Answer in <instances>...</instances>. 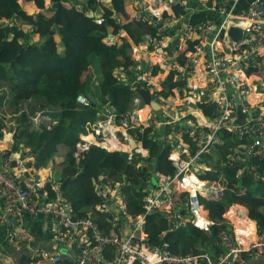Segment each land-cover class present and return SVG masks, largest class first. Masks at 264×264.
I'll use <instances>...</instances> for the list:
<instances>
[{"label":"built area","instance_id":"2783aa9c","mask_svg":"<svg viewBox=\"0 0 264 264\" xmlns=\"http://www.w3.org/2000/svg\"><path fill=\"white\" fill-rule=\"evenodd\" d=\"M238 1L212 0V8L208 10H217L224 16L219 24L204 20L187 25L180 35L171 37L172 42L168 39L170 36L158 32L159 38L149 36L141 44L147 51V66H157L162 72L168 71V75L176 73L174 82L179 81V73H182L183 80H186L183 89H175L173 94L164 97L159 92L165 79L156 85L153 81L157 80V75L153 77L145 71L142 76L138 75L136 82L141 81V85H149L150 89L139 87L129 110L118 123L111 111L107 119L88 124L86 135H80L74 155L76 161L95 146L109 153H125L127 161L140 156V166L147 168L148 151L135 136L146 129H150L152 138L161 148L170 147L167 160L173 169L172 174L148 171L156 181V187L149 183L143 188V213L137 216L127 214L122 192L124 183L111 182L103 175L98 177L96 195L100 204L96 210L106 215L115 234L104 233L90 219H73L60 184L53 182L52 169H37L28 150L7 153L12 134L7 135L8 147H4L5 142L0 144V222L4 218L17 219V230L8 238L15 249L20 250L32 242L21 221L42 216L55 220L57 228L54 233L58 242L67 247L73 243L78 245L80 253L75 264L264 262V233L258 232L257 222L254 233L243 237L244 243L237 238L232 220L242 218L239 210L232 219L222 215L224 223L234 228V237L227 230L219 232L214 247H219L221 253L216 258L208 253L172 255L167 244L151 245L145 233L147 217L163 211L169 223H176L174 229L188 221L210 235L211 227L216 223L209 219L201 201L217 202L222 198V186L210 178V174H218L220 168L235 165L240 177L264 182V18L257 10L256 1L249 4L245 12L236 10ZM161 2L167 6L178 5L186 13L192 11L183 0ZM230 27L242 30L240 42L235 43L227 36ZM193 41L196 43L186 54V63L179 67L175 49L186 51L188 43ZM139 66H135L136 69ZM140 92L150 93L148 104L141 103ZM76 101L80 106H89L85 97L77 96ZM152 104L157 108H152ZM141 106L147 109L143 120L139 115ZM31 121L35 126L46 123L49 129L50 119L41 112H36ZM131 131L135 133L131 135ZM86 137H91L92 141H84ZM228 142L232 146L226 149L227 154L217 167L207 165L206 157L212 154V150L225 148ZM194 173H198L205 185H196L191 191L185 178ZM178 194H187V197L180 199ZM183 210L186 220L181 217ZM229 210L230 205L225 211ZM59 260L57 254L28 252L29 264H58Z\"/></svg>","mask_w":264,"mask_h":264},{"label":"trees","instance_id":"16d2710c","mask_svg":"<svg viewBox=\"0 0 264 264\" xmlns=\"http://www.w3.org/2000/svg\"><path fill=\"white\" fill-rule=\"evenodd\" d=\"M132 1L0 0V136L12 134L7 153L28 150L37 169L52 165L53 182L60 184L72 218L90 219L107 234L116 231L106 221V215L96 210L100 204L96 195L99 176L124 183L122 192L127 214L137 216L143 213L142 190L153 180L148 171L164 175H171L173 171L167 160L169 145L161 148L150 129L135 135L148 151L147 168L140 166V156L127 161L125 153H109L95 146L82 153L79 161L74 157L79 137L86 135L88 124L104 121L111 111L118 123L129 110L139 87L147 89L145 84L133 88L138 75L147 71L155 77L162 72L157 66L146 69V64L134 69L136 63L130 56V43L124 38L114 40L118 35V20L126 16ZM190 6L211 9L212 0L204 5L194 0ZM29 7L37 12L30 14ZM185 14L178 5H170L159 19L145 12L139 21L126 25L125 30L132 43L140 46L149 36L159 38L158 32L170 34L168 25L172 19ZM28 26L29 31H23ZM194 43H188L183 52L175 49L179 67L186 63V54ZM175 75L170 73L161 83L162 96L185 87L182 73L178 82H174ZM77 96L87 100L91 96L95 105L91 106L89 101V106H80ZM140 99L142 104H148L150 93L140 92ZM36 112L49 117V129L46 123L38 126L32 123ZM134 133L131 131V135ZM231 146L228 142L225 148L215 147L206 157L207 165L217 167ZM218 170L210 178L222 186V198L217 202L201 201L209 212V219L216 223L211 227V234L188 221L165 232L166 218L158 211L147 217L145 233L151 245L167 244L168 251L176 256L208 253L218 257L221 249L214 247V242L219 232L227 230L234 237L232 226L226 225L221 217L232 202L239 203H232L230 208H236L229 210L225 217L232 219L239 210L242 218L233 219L234 224L252 233L257 222L258 232L264 233V182L240 177L235 165ZM173 197L176 199L177 194ZM178 197L185 199L187 194H178Z\"/></svg>","mask_w":264,"mask_h":264},{"label":"crops","instance_id":"0c3cea01","mask_svg":"<svg viewBox=\"0 0 264 264\" xmlns=\"http://www.w3.org/2000/svg\"><path fill=\"white\" fill-rule=\"evenodd\" d=\"M153 1H154V3H148L147 0H145V3L147 5H149V7L153 8V10H154L153 12L155 14H157V16H158V14H161L162 12L168 10L169 6H167L166 4L161 2V0H153ZM157 1H158V3H157ZM206 1L207 0H203L201 2V5H204V3ZM140 2L144 3V0H133L131 6L127 9L126 16L122 17V18H120L118 20L120 31L118 30V35H117L116 38H114V40L117 41L120 38H124V39H126L127 41H129L131 43V41H130L129 37H127L126 33L122 32L120 24L131 22V21L133 22V21H135L134 19H136L138 16H140L139 8L137 6H144ZM158 5L160 6L159 8L157 7ZM248 5H249V2L247 0H242V1L239 0L236 10L239 11L241 9H244V7H246ZM157 9H161V10L159 11ZM191 9H192V11H190L191 13H196L197 11H201L200 9H197L196 7H191ZM203 10H205L206 13L200 19H196V20H194L191 23H189V22H187L186 24L182 23V25L180 26V28H181L180 32L178 31V30H180V28L179 29H174L173 28V25H175L173 22L176 19H178L179 16L177 18L172 19V21L168 25V28L171 29V31L176 32L175 35H180L187 25H195V24L200 23V22H202L204 20H210L211 22L215 23V25H216V24H219L220 21H222V19L224 17L217 10H208V9H203ZM36 12H37L36 9L29 7V13L30 14H34ZM187 13H189V12L187 11ZM184 16L179 17V19L183 18ZM140 18H142V16H140ZM28 29H29V26L28 27H24L23 31L28 32L29 31ZM168 36H170V35L168 34ZM172 36H174V34ZM172 36L168 37V39H171V42H172V38H171ZM33 39H37V38L34 37ZM133 48L137 50V53H139V60L135 61V63L137 62L136 66L138 64L141 65V63L144 62V64H146V69H147V58L148 57L146 55L147 51L145 49V45L143 44V45L136 46V47L133 46ZM134 69H136V67ZM143 72H145V71H143ZM143 105H145V104H143ZM144 108H146V107L145 106L144 107L141 106L139 110L143 111ZM144 116L145 115L143 113L140 114V117H141L142 120H143ZM9 143H10V141H9ZM5 145L6 146H4V147H8V142L7 143L5 142ZM46 169H52V173H53L54 167L51 165V166H49L47 168H44V169H41V170H46ZM42 174L43 173H41V175ZM52 179H53V174H52ZM155 183H156V181H155ZM152 184H153V182H152ZM232 203H239V202H232ZM231 204H230V206H231ZM241 206H243V205L241 204ZM233 207L236 208L235 206H233ZM244 209H246V208L244 207ZM160 212L163 213V211H160ZM183 212H184L183 215H182V212H181V217L184 220H186L187 217H186L185 211L183 210ZM227 212L228 211L223 212L222 215L225 217V214ZM247 212H248V210H247ZM208 214H209V212H208ZM222 215H221V217H222ZM164 216H165V214H164ZM11 219L4 218L0 222V264H29L28 263V253H27V256L24 257V260H22V259L20 260L15 251H20V250H23V249L28 248L29 246H31V248H32L31 250L32 251H40V252H45V253H49V254H54L55 251L59 248L60 245H61V247L66 249L67 252H69V257L74 261V264H75V260H76L77 256L80 253L78 245L76 243H73L72 245L67 247V246H63L60 242L57 241V235H55V233H54V229H56L57 226H56L55 220H53L51 217H42V216H39V217H36V218L27 217V218H24L21 221V222H23L24 228L31 235L32 242H31V244L29 246L23 247L20 250L15 249L13 247V245L11 243H9V241H8V238H9L10 234L17 230V225L13 226L12 222H11ZM186 222L187 221H184L182 224H184ZM250 222L253 224L252 221H250ZM175 224H176L175 222L169 223L167 221V219H166L165 232L172 231L174 229V227H175ZM235 228H236V232H237V229L242 230V227L238 223H235ZM252 229H254V227H252ZM29 251L30 250H28V252ZM72 260H71L70 264H72Z\"/></svg>","mask_w":264,"mask_h":264},{"label":"rangeland","instance_id":"374dc122","mask_svg":"<svg viewBox=\"0 0 264 264\" xmlns=\"http://www.w3.org/2000/svg\"><path fill=\"white\" fill-rule=\"evenodd\" d=\"M151 0H147V2L148 3H154V1H151ZM198 1V0H197ZM200 1V3L203 1V0H199ZM183 2L186 4V6L187 7H189V8H191L192 6H190V5H192V4H194V0H183ZM140 3H142V2H140ZM157 3H158V1H157ZM142 5H144V6H137L138 8H139V12H140V16H142L143 17V13H145V12H147L150 16H157V14H155L154 12H153V8H151V7H149V5H147L146 3H145V0H144V3H142ZM158 8L160 7L159 5L157 6ZM201 11H197L196 13H191V12H189V13H187L183 18H181V19H179V17H178V19H176L173 23L175 24V25H173V28L174 29H179L180 28V26L182 25V23L183 24H186L187 22H189V23H191V22H193L194 20H196V19H200L201 17H203L204 15H205V13H206V11L205 10H203L204 8L203 7H201V8H199ZM157 10H161V9H157ZM241 11H243V12H245V11H247V6L246 7H244V9H241ZM154 13V14H153ZM140 16H138L136 19H134L135 21H139L141 18H140ZM158 19L161 17L160 16V14H158ZM176 17V18H177ZM132 23V21L131 22H127V23H123V24H120L121 25V29H122V32H125L126 33V30H125V28H126V25L128 26V25H130ZM30 29V28H29ZM28 29V30H29ZM118 30L120 31V27L118 26ZM169 31L171 32L169 35L170 36H172L173 34H175L176 32H174V31H171V29H169ZM179 32L181 31V28H180V30H178ZM177 31V32H178ZM126 35H127V33H126ZM125 37V36H124ZM127 37H129L128 35H127ZM130 39V38H129ZM131 41V40H130ZM129 42V41H128ZM130 43V42H129ZM130 45H131V47H130V56L132 57V59H133V61H138L139 60V53H137V50L136 49H134L133 48V46H135L136 47V45H134V43H132V41H131V43H130ZM133 45V46H132ZM146 55H147V53H146ZM137 63V62H136ZM137 67V66H136ZM168 71H164V72H162V73H159L158 75H157V80H155V81H153V83H155L156 85L160 82H162L164 79H166L167 77H168V73H167ZM143 75V72L139 75V76H142ZM88 137H86V138H84L83 140L84 141H86V142H88L86 139H87ZM7 141V135L3 138V139H1L0 140V144L1 143H4V142H6ZM194 176L196 177V178H199V179H202L201 177H199V175H198V173H194ZM234 229V228H233ZM250 234V233H249Z\"/></svg>","mask_w":264,"mask_h":264},{"label":"water","instance_id":"95a60500","mask_svg":"<svg viewBox=\"0 0 264 264\" xmlns=\"http://www.w3.org/2000/svg\"><path fill=\"white\" fill-rule=\"evenodd\" d=\"M242 1V0H240ZM249 2V4H251L252 2L256 1L257 3V10L260 12V16L262 18H264V0H247ZM227 36L235 43L240 42L243 36V32L241 29L239 28H234V27H230L227 31ZM152 49H150L151 51ZM141 66H145L144 62L141 63ZM141 81H137L134 85L133 88H137L139 87ZM148 89H150V86H147ZM89 101L91 102V106L95 105V99L91 96L88 97ZM152 108L156 109L157 105L156 104H152L151 105ZM153 184L156 186V183L154 180H152ZM104 183L107 184V182L104 180ZM184 214V212L182 211V215ZM11 219V218H9ZM12 225L15 226L17 225V219L16 218H12L11 219ZM31 246H29L28 248H25L23 250L20 251H15L16 254L18 255L19 259L24 260V257L27 256L28 250H31ZM54 253V252H53ZM54 254H58L60 256V260L58 262V264H70L71 263V258L69 257V252H67L66 249H64L63 247H61V245L59 246V248L55 251ZM72 264H74V261L72 260ZM259 264H264L263 261H260Z\"/></svg>","mask_w":264,"mask_h":264},{"label":"bare ground","instance_id":"6f19581e","mask_svg":"<svg viewBox=\"0 0 264 264\" xmlns=\"http://www.w3.org/2000/svg\"><path fill=\"white\" fill-rule=\"evenodd\" d=\"M151 1H153V0H151ZM150 1V2H151ZM154 11V10H153ZM141 113H143L144 115H146V113H147V109H144L143 111H141L140 113H139V115L141 114ZM143 117V116H142ZM141 118V117H140ZM142 120V119H141ZM186 184L188 185V187H189V189L191 190V191H194V188H195V186L196 185H198V186H200V187H203L205 184L203 183V181H201L200 179H198V178H196L194 175H189V176H187L186 178ZM232 209H234V207L232 206V208L230 209V211L232 210ZM249 221V220H248ZM233 224H234V222H233ZM235 225V224H234ZM255 225V224H254ZM236 229V228H235ZM243 229V228H242ZM252 233H254V231L252 232ZM252 233H250V234H252ZM236 235L238 236L237 238L240 240V242H242V243H244V241H243V237L244 236H247V235H249V232H247V231H243V230H240V229H237V232H236Z\"/></svg>","mask_w":264,"mask_h":264}]
</instances>
